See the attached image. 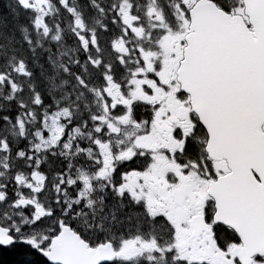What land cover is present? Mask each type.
I'll list each match as a JSON object with an SVG mask.
<instances>
[{"label":"flooded vegetation","instance_id":"1","mask_svg":"<svg viewBox=\"0 0 264 264\" xmlns=\"http://www.w3.org/2000/svg\"><path fill=\"white\" fill-rule=\"evenodd\" d=\"M98 7L97 26L101 30L105 25L109 31L113 23L120 22L121 14L126 13V5L120 3ZM144 7L149 11L145 15L149 17L147 23L143 26L144 20L138 13L132 20L139 41L133 54L130 57L126 53H117L116 57L112 54L111 63L117 64L118 70L98 69L107 66L105 59L93 56L94 72H102L100 85L111 100V113H118L110 121L116 120L123 127L118 134L128 135L118 148H105L102 152L108 165H112L102 173L105 180L98 181L103 190H108L109 180H117L114 183L117 187L112 185L117 189L122 187V195L113 206L126 220L140 223L148 211L147 206L144 211L132 204L134 193L137 200L151 204L154 214L161 215V223L167 222L172 230L179 227L182 232L188 231L193 242L179 252H187L189 256L184 259L191 264H242L239 260L241 239L234 229L219 221L217 203L209 192L214 181L230 174V165L225 160L210 158L206 127L193 106L191 94L178 80L177 69L183 59L190 23L189 11L183 5ZM132 8L140 12V6ZM111 10L113 16H109ZM148 45L151 47L146 52ZM89 47L93 54V42ZM126 63L130 64L129 68L124 67ZM104 137L103 144H109L112 136L108 132ZM9 141L11 145L18 144L15 139ZM56 161L60 163L59 158ZM35 166L38 171H44V155ZM29 167V163L22 165V169ZM90 184L94 187L91 178ZM221 192L216 187L218 199ZM7 200L0 191V224L6 227L8 218L12 221L9 215L13 214ZM23 213L28 214V210L24 209ZM197 216L205 219L206 226V229L201 226L199 232L194 226ZM0 249L5 248L0 246ZM253 264H264V256H254Z\"/></svg>","mask_w":264,"mask_h":264},{"label":"water","instance_id":"2","mask_svg":"<svg viewBox=\"0 0 264 264\" xmlns=\"http://www.w3.org/2000/svg\"><path fill=\"white\" fill-rule=\"evenodd\" d=\"M20 3L30 6L29 0ZM245 3L254 32L247 28L241 16L225 13L213 1L201 0L197 4L196 31L189 37L185 71L190 70V63L200 69L206 82L209 76L216 75V85L223 86L231 96L226 103L228 110L222 105L218 109H224L220 115L213 119L203 116V121L210 133L211 156L216 158L219 152L229 158L234 168L231 180L224 181L230 180L228 186L235 188L225 197L218 217L240 233L245 244L243 253L251 256L264 254V0H245ZM227 125L233 129L229 131ZM251 166L262 182L255 180ZM239 174L249 177L237 185ZM241 205H246L248 210H237ZM3 238L0 236V241ZM43 254L53 264H100L115 257L111 243L98 249L89 248L68 226L52 240L50 251Z\"/></svg>","mask_w":264,"mask_h":264},{"label":"rangeland","instance_id":"3","mask_svg":"<svg viewBox=\"0 0 264 264\" xmlns=\"http://www.w3.org/2000/svg\"><path fill=\"white\" fill-rule=\"evenodd\" d=\"M188 1H192V0H188ZM240 13H242V10L240 11ZM43 19V18H41ZM6 52L3 53V55H5ZM39 69V72L42 73H46L47 71L44 70L43 68H37ZM107 69L109 70H118L119 66L115 63H111L109 62L107 64ZM51 126H53L54 130L56 131L55 134H52L49 136V138H45V142L46 143H52L53 141H55L56 139L59 140L61 138V135L58 137V134L60 132H63V128L60 125V116H56L53 119V122L51 123ZM99 131H101V129H99ZM62 134V133H61ZM72 137H76L77 134H75V136H73V134H71ZM58 137V138H57ZM117 137H120L117 135ZM118 142L120 143V140H118ZM107 147V145H105ZM100 177L103 178L102 175V171H99L98 174ZM46 189H47V183L49 181V179H46ZM26 180L25 183L27 186H29V188L31 190H38L40 188H42L43 186V178H38V181L31 183L28 182ZM75 182V181H74ZM73 181L68 182V186H71L74 184ZM50 183V182H49ZM48 183V184H49ZM64 184V182L61 183V185ZM61 185L59 187H56L57 189V194L60 197V200H64L63 194L65 193V191H62L61 189ZM86 185V183H85ZM89 187V186H88ZM82 195L87 196L88 195V188L86 187V189L84 188L82 191H77V194L75 195L74 198H72V200H77V202H81L82 200ZM132 195L134 197L135 194L132 193ZM71 200V201H72ZM137 200V199H134ZM141 200H138L137 206L141 205ZM72 202H68L67 206L65 205V209H64V215L65 216H70V207L72 206ZM151 204L149 203H145L144 207L147 206L148 207V216H149V221L147 222H143V223H137V229H135L133 227V224H129L127 226V233L124 236L125 237V247L127 248L126 250H124V252L122 253V256L119 257V261L120 262H125L126 257L129 256H134L136 255L135 252H141L143 251L145 248L147 247H155V244L158 245H174L177 249H185L186 247H188L192 242V236L190 233H188V231H177V230H172L169 225L167 223H159L162 220V217H160V215L158 214H154V212H152L151 209ZM62 206V203H61ZM143 207V209H144ZM50 211V207H47L46 212L49 213ZM147 211V212H148ZM115 216H117V213L114 211V213L112 214V218L110 219L111 222L115 221ZM180 222V220H179ZM59 223V219L58 218H53L51 221H49L47 224H45V227L41 230V232H37V230L35 231V233L33 234L34 239H39L40 242H43V244L45 243L46 245L48 244L51 235L53 234L54 230L56 229V226H58L57 224ZM111 230L107 229L106 234H110ZM158 241V242H157ZM155 243V244H154ZM186 256H189V254L187 252H183L182 254H180V258H186ZM192 257V255H190Z\"/></svg>","mask_w":264,"mask_h":264},{"label":"trees","instance_id":"4","mask_svg":"<svg viewBox=\"0 0 264 264\" xmlns=\"http://www.w3.org/2000/svg\"><path fill=\"white\" fill-rule=\"evenodd\" d=\"M102 4H105L104 0H100ZM9 4V3H8ZM11 4V3H10ZM9 13V14H8ZM35 30L32 29L31 31L28 29V25L22 23L20 20H18L16 17H12L10 12H7V1L6 0H0V56L3 57V65L0 66V72H2V69H6L9 65V60H7L6 56L3 55L4 52L6 54L12 55L14 51H21V49L25 48L26 51V44H27V38L29 40L36 41L34 36ZM61 33L66 38H69L68 31L65 27L62 28ZM63 39V38H62ZM25 44V45H24ZM30 46V45H29ZM12 55L16 61H18L19 56ZM36 72H34L35 77V90L34 92H39V87L42 88L45 85V79L39 74V69L37 70L38 66L35 64ZM42 73V72H41ZM68 72H63L62 76L65 77L68 75ZM15 73L13 74V76ZM49 78H52V75L48 76ZM15 80L18 81V77L14 76ZM48 97L46 98V102H48ZM79 106L82 110V113H85L87 115L91 114L93 109L86 103L85 101H81L79 103ZM7 103L2 102V98L0 99V111L7 109ZM6 116V113H5ZM87 121V120H86ZM77 168H86L85 165L81 163L75 164ZM62 169V168H61ZM69 174V170H62V173ZM72 172V171H71ZM78 210V207L76 206L74 211L76 212ZM80 213V217H77V220L81 224V226L84 228L87 223L86 219L88 218V212L84 208L80 207V210L78 211ZM80 226H75L77 231H79L85 238H87V235L83 233V228ZM86 230V229H85ZM175 252H168V251H162L160 253H154L153 255H149L148 259L152 260L154 263L156 262V258L158 259V262L170 263V264H184L179 261H175L177 258L174 256ZM0 264H49L45 258L37 253L34 250H31L28 246L24 247L23 245H15L10 249H0Z\"/></svg>","mask_w":264,"mask_h":264}]
</instances>
